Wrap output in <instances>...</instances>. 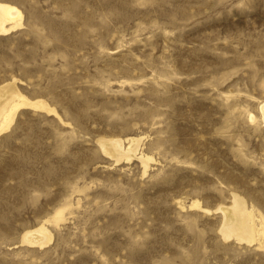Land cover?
Returning <instances> with one entry per match:
<instances>
[{
    "label": "rangeland",
    "instance_id": "obj_1",
    "mask_svg": "<svg viewBox=\"0 0 264 264\" xmlns=\"http://www.w3.org/2000/svg\"><path fill=\"white\" fill-rule=\"evenodd\" d=\"M9 1L0 86L62 123L25 109L0 137V264H264L214 211L264 218V0ZM116 137L143 138L145 175L102 155ZM57 211L48 246L19 244Z\"/></svg>",
    "mask_w": 264,
    "mask_h": 264
},
{
    "label": "bare ground",
    "instance_id": "obj_2",
    "mask_svg": "<svg viewBox=\"0 0 264 264\" xmlns=\"http://www.w3.org/2000/svg\"><path fill=\"white\" fill-rule=\"evenodd\" d=\"M22 20V12L17 6L9 0H0V35H8L20 29L23 26ZM25 109L52 114L62 123L55 109L45 100L30 99L25 96L13 80L0 86V137L8 133L19 111ZM260 118L264 126V104L260 107ZM250 120H254L252 115ZM142 139V137L99 138L97 145L102 155L114 161L116 165L138 161L145 175L153 159L142 152ZM188 206L210 212L201 208L196 201H192ZM214 211L222 217L219 233L223 240L233 239L237 243L248 245L257 243L259 248L264 247V218L247 207L242 197L233 194L228 205L218 206ZM61 213L57 211L53 218H45L34 228L25 230L20 235L19 244L29 248L44 249L54 238L53 228L61 221Z\"/></svg>",
    "mask_w": 264,
    "mask_h": 264
}]
</instances>
